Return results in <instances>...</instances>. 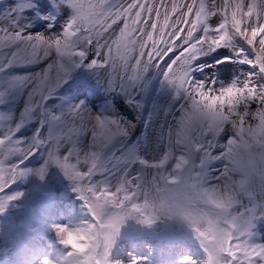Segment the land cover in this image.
<instances>
[{
	"label": "snow or ice",
	"instance_id": "obj_1",
	"mask_svg": "<svg viewBox=\"0 0 264 264\" xmlns=\"http://www.w3.org/2000/svg\"><path fill=\"white\" fill-rule=\"evenodd\" d=\"M52 3L72 14L59 29L54 17H44V32L32 31L24 18L35 0H17L0 13V212L21 195L5 194L16 180L31 172L43 178L58 166L87 212L79 225L56 226L73 250L62 264H81L75 254L90 248L84 264H122L111 258L120 224L131 214L151 223L150 189L185 168L205 188L190 216L202 255L184 257L185 264H264V243L254 242L253 232L264 216V184L240 187L229 162L243 136L264 138V0ZM221 47L233 53L224 60L252 70L230 82L198 79L200 57ZM79 67L91 70L105 92L123 96L135 119L61 95ZM150 71L171 90L172 102L145 114L140 93ZM142 118L145 131L129 144ZM154 122L156 137L149 140ZM37 156L43 164L27 168ZM217 233L214 258L207 241Z\"/></svg>",
	"mask_w": 264,
	"mask_h": 264
},
{
	"label": "clouds",
	"instance_id": "obj_2",
	"mask_svg": "<svg viewBox=\"0 0 264 264\" xmlns=\"http://www.w3.org/2000/svg\"><path fill=\"white\" fill-rule=\"evenodd\" d=\"M229 162L241 182L240 187L251 191L256 186L264 184V138L243 136L229 153ZM204 194V185L196 174L189 169H178L170 181L166 179L149 191L148 202L152 222L145 223L140 216L131 214L125 217L120 228L131 217L149 226L160 222L169 226H185L193 230L190 220L191 211ZM207 246L214 258L219 257V233L207 241ZM69 249V253H73V250ZM92 251L90 248L86 253L74 254L79 255L81 264H84L83 257Z\"/></svg>",
	"mask_w": 264,
	"mask_h": 264
},
{
	"label": "bare ground",
	"instance_id": "obj_3",
	"mask_svg": "<svg viewBox=\"0 0 264 264\" xmlns=\"http://www.w3.org/2000/svg\"><path fill=\"white\" fill-rule=\"evenodd\" d=\"M32 31H34L32 28H31ZM251 69V68H250ZM160 82V83H159ZM157 84H155L154 86V92L157 94L156 97H160V98H164L162 97L163 95L161 94L163 92V90H165L166 86H164L162 83H161V80L159 81ZM99 111V110H98Z\"/></svg>",
	"mask_w": 264,
	"mask_h": 264
}]
</instances>
